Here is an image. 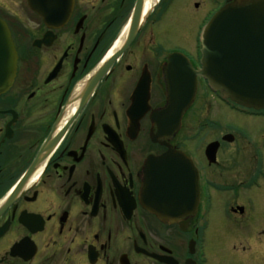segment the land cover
Segmentation results:
<instances>
[{"label":"flooded vegetation","instance_id":"flooded-vegetation-1","mask_svg":"<svg viewBox=\"0 0 264 264\" xmlns=\"http://www.w3.org/2000/svg\"><path fill=\"white\" fill-rule=\"evenodd\" d=\"M235 1L0 0L17 54L0 264H264V108L198 76L178 127L166 113L171 65L200 70L203 27ZM170 149L199 176L196 210L173 220L141 200L147 160Z\"/></svg>","mask_w":264,"mask_h":264},{"label":"water","instance_id":"water-1","mask_svg":"<svg viewBox=\"0 0 264 264\" xmlns=\"http://www.w3.org/2000/svg\"><path fill=\"white\" fill-rule=\"evenodd\" d=\"M201 43L199 71L187 62L171 65L174 71L169 73L166 113L175 114V126L194 101L198 76L227 98L247 107L264 108V0H236L227 5L206 24ZM16 61L10 30L0 21V90L12 84ZM144 174L141 200L159 218L173 220L196 210L199 176L185 153L170 149L161 156H151Z\"/></svg>","mask_w":264,"mask_h":264},{"label":"rangeland","instance_id":"rangeland-1","mask_svg":"<svg viewBox=\"0 0 264 264\" xmlns=\"http://www.w3.org/2000/svg\"><path fill=\"white\" fill-rule=\"evenodd\" d=\"M199 23V22H198ZM194 24L196 25L197 23L194 22ZM221 228L224 230V232H222V241L224 242V244H221V245H218L217 249L219 250H222L224 253L226 252V254H228V252H231L233 250V248L231 247V244H228V240H227V237H226V228L224 226H221ZM247 232L249 234H253V230L252 231H248L247 229ZM247 237H253V236H250V235H247ZM248 243H251L253 244L252 241L248 240ZM228 244V245H226ZM230 245V246H229ZM249 245V244H248ZM227 260V259H226ZM225 260L222 259V263L224 262Z\"/></svg>","mask_w":264,"mask_h":264}]
</instances>
